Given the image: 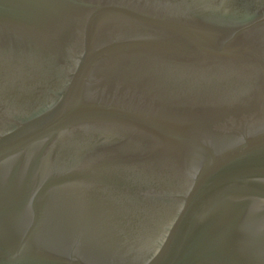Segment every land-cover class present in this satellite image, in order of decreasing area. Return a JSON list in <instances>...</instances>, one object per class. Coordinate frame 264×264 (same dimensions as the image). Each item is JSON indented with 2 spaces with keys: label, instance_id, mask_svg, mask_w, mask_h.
Instances as JSON below:
<instances>
[{
  "label": "water",
  "instance_id": "95a60500",
  "mask_svg": "<svg viewBox=\"0 0 264 264\" xmlns=\"http://www.w3.org/2000/svg\"><path fill=\"white\" fill-rule=\"evenodd\" d=\"M0 264H264V0H0Z\"/></svg>",
  "mask_w": 264,
  "mask_h": 264
}]
</instances>
